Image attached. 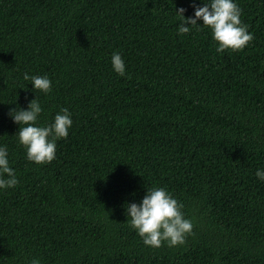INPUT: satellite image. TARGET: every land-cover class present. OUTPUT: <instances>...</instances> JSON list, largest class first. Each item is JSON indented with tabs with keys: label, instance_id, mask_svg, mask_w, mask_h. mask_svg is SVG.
Masks as SVG:
<instances>
[{
	"label": "trees",
	"instance_id": "obj_1",
	"mask_svg": "<svg viewBox=\"0 0 264 264\" xmlns=\"http://www.w3.org/2000/svg\"><path fill=\"white\" fill-rule=\"evenodd\" d=\"M235 2L252 39L217 52L207 27L177 33L175 8L200 0H0V144L18 178L0 191V264H264V0ZM35 95L39 123L73 121L45 164L8 114ZM153 186L183 204L184 244L129 226L124 203Z\"/></svg>",
	"mask_w": 264,
	"mask_h": 264
},
{
	"label": "clouds",
	"instance_id": "obj_2",
	"mask_svg": "<svg viewBox=\"0 0 264 264\" xmlns=\"http://www.w3.org/2000/svg\"><path fill=\"white\" fill-rule=\"evenodd\" d=\"M193 14L185 16V8H175L179 17L177 33L185 34L190 26L197 29L207 27L216 42L217 52L225 49L238 51L252 39L247 25L240 20L241 9L235 0H200L193 3ZM202 21V23H197ZM112 69L119 76L126 75L125 62L119 52L111 55ZM23 79L29 81L32 91L49 93L52 81L45 75L23 73ZM43 109L36 99L28 101L27 108L17 105L9 109V116L18 125L14 134L17 143L25 149L26 159L35 164L49 163L56 157V141L66 138L72 126L71 113L61 108L52 118L51 123H39ZM259 182L264 183V167H258L254 173ZM18 184L17 173L11 167L6 145L0 144V191L14 188ZM124 214L129 226L148 247L159 248L162 244L175 247L185 243L192 233L193 223L182 211L183 204L166 187L145 188V194L139 202H125ZM26 264H41L38 257H31Z\"/></svg>",
	"mask_w": 264,
	"mask_h": 264
}]
</instances>
